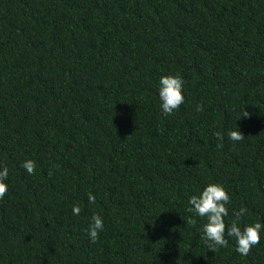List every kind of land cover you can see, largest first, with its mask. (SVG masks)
Masks as SVG:
<instances>
[{"label":"trees","instance_id":"16d2710c","mask_svg":"<svg viewBox=\"0 0 264 264\" xmlns=\"http://www.w3.org/2000/svg\"><path fill=\"white\" fill-rule=\"evenodd\" d=\"M4 167L0 264H264V230L247 256L227 231L214 252L188 211L220 183L227 226L241 207L242 229L264 224V0H0Z\"/></svg>","mask_w":264,"mask_h":264},{"label":"clouds","instance_id":"9594fccd","mask_svg":"<svg viewBox=\"0 0 264 264\" xmlns=\"http://www.w3.org/2000/svg\"><path fill=\"white\" fill-rule=\"evenodd\" d=\"M184 85L183 77L176 73L175 75H165L159 80V96L161 99V107L166 115H171L174 111L184 103ZM197 111H203V105H197ZM247 110L242 112V117L249 116ZM218 140L224 139L220 132L215 133ZM229 139L233 141H241L245 135L240 130H231L228 133ZM22 167L29 175L35 173L36 163L34 160H26L23 162ZM51 174V173H50ZM9 175V170L4 167L0 171V200L3 199L8 191V185L5 182ZM90 203H95L96 197L92 193L88 194ZM230 203V196L227 189L220 183H211L207 185L202 193L193 195L189 199L191 207L188 208L189 212L195 213L200 217H207V223L204 224L202 229L201 239L208 243V248L214 252L218 251L221 247L228 246L227 236L235 238L236 251L247 256L253 246L261 241V232L264 230V224L257 221L253 224L245 226L243 229L239 226L241 217L247 213L246 207H241L239 210H234L233 215L235 219L232 220L231 225L227 226L225 217L229 215V209L226 207ZM81 208L73 206V215H79ZM186 224L195 226L196 220L189 218ZM104 228V221L100 215H93L92 222L87 229L88 236L91 243H96L99 239V233Z\"/></svg>","mask_w":264,"mask_h":264}]
</instances>
